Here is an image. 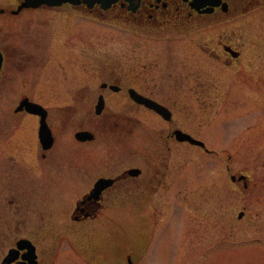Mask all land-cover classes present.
I'll return each instance as SVG.
<instances>
[{
	"label": "flooded vegetation",
	"instance_id": "1",
	"mask_svg": "<svg viewBox=\"0 0 264 264\" xmlns=\"http://www.w3.org/2000/svg\"><path fill=\"white\" fill-rule=\"evenodd\" d=\"M262 6L264 0H0V231L10 243L0 264L10 249L11 264L28 263L26 249L17 248L21 238L31 240L41 264L52 220L45 204L70 197L66 226L78 238V256L89 264H139L165 231L157 235L158 211L165 226L174 215L168 200L187 172L186 151L221 155L202 135L200 116L215 88L204 69L231 72L247 61L249 39L231 23ZM94 25L118 30L94 34ZM157 199H166L165 207ZM126 209L136 218L134 239L122 225ZM98 222L113 226L107 245L81 239ZM32 230L37 240L27 235ZM13 231L24 235L13 241ZM240 241L220 234L212 246L253 243Z\"/></svg>",
	"mask_w": 264,
	"mask_h": 264
},
{
	"label": "rangeland",
	"instance_id": "2",
	"mask_svg": "<svg viewBox=\"0 0 264 264\" xmlns=\"http://www.w3.org/2000/svg\"><path fill=\"white\" fill-rule=\"evenodd\" d=\"M231 25L249 39L247 61L231 72L206 66V78L215 83L213 105L200 116L206 124L202 135L221 155L213 158L198 150L186 151L187 172L174 183L173 197L168 200L174 215L167 217L165 226L159 224L163 211H158L157 235L163 227L165 231L153 248H147V256L139 264H264V6ZM223 26L229 24L219 28ZM117 30L94 25L93 31L112 36ZM213 30L207 29L206 34ZM239 173L248 176V187L231 181L230 175ZM48 201L45 208L52 220L50 229L43 233L46 240L40 245L41 264H89L75 251L77 236L67 230L66 209L71 197L55 205L53 199ZM157 202L165 207L166 199ZM131 210L121 213L122 225L126 237L134 239L137 225ZM241 210L244 214L237 218ZM112 227L98 222L81 231V239L107 245L113 240ZM13 232L7 233L11 236ZM17 233L13 241L24 235ZM35 233L32 230L27 235ZM220 234L241 241L252 238L253 243L213 247ZM4 237L5 232L0 231V256L10 244Z\"/></svg>",
	"mask_w": 264,
	"mask_h": 264
},
{
	"label": "water",
	"instance_id": "3",
	"mask_svg": "<svg viewBox=\"0 0 264 264\" xmlns=\"http://www.w3.org/2000/svg\"><path fill=\"white\" fill-rule=\"evenodd\" d=\"M25 105V104H24ZM29 110L32 111V112H35L38 110L37 108V104H29ZM182 138H185V139H189L190 142L192 143H197V144H201V145H204L203 142L199 141V140H196L194 139L193 137H191L190 135L188 134H183L181 136ZM231 180L235 181V180H238V181H243V186L244 188L247 187L248 185V181H247V177L246 175L244 174H232L231 175ZM241 212L239 213V217L241 216ZM31 243L29 241H20L18 242V247L19 248H26L27 249V252L25 253L24 257L25 259L28 260V263L29 264H35V260H34V257H35V254H34V248L32 245H30ZM14 252H16L14 249H10L8 251V254L5 256V258L3 259V264H10V262L12 261L13 259V255H14ZM20 264H27L26 262H22ZM130 264H134L132 262H130Z\"/></svg>",
	"mask_w": 264,
	"mask_h": 264
}]
</instances>
